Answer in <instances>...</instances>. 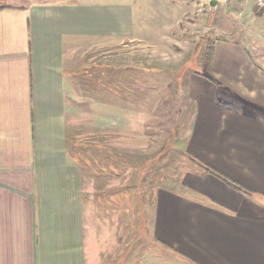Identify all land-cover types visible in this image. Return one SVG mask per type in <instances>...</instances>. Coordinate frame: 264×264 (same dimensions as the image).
I'll use <instances>...</instances> for the list:
<instances>
[{
    "label": "crops",
    "instance_id": "crops-1",
    "mask_svg": "<svg viewBox=\"0 0 264 264\" xmlns=\"http://www.w3.org/2000/svg\"><path fill=\"white\" fill-rule=\"evenodd\" d=\"M212 1V61L181 69L191 167L157 187L134 241L109 211L124 190L103 176L126 148L128 43L146 46L135 90L155 83L146 1L0 5V264H264V14L256 0Z\"/></svg>",
    "mask_w": 264,
    "mask_h": 264
},
{
    "label": "rangeland",
    "instance_id": "rangeland-1",
    "mask_svg": "<svg viewBox=\"0 0 264 264\" xmlns=\"http://www.w3.org/2000/svg\"><path fill=\"white\" fill-rule=\"evenodd\" d=\"M31 1L36 0H0V5L28 4ZM106 1H119L122 4L126 0ZM129 1L134 2V0ZM141 1H146L140 4L142 10L139 12V17L143 24L141 36L152 43L153 55L146 56V65L147 68L152 69L150 80L155 83H152L153 90H150L149 85L146 86L147 90L142 88L135 90V79H139V73L133 66H138L137 62L140 59L144 60V58H139L142 57L139 51H145L146 46L138 44L139 42L128 43L126 62L129 68L125 73L127 90L124 93L127 104L125 108L129 119L125 121L126 138L123 140V146L126 148L124 153L120 151L121 149H112V153L115 154H110L109 158L111 166L115 169H107L103 176L104 179H113L110 180L113 185L120 184L118 187L124 190L125 199L120 203L122 205L115 206L109 211H116V213L119 210L120 213L123 211L127 241H134L137 238V232L133 229L136 230L140 225L142 236L147 235L148 229L145 231V228L148 223L144 216L145 212L151 208L157 187L170 185L172 181L175 183L183 171L191 167V162L184 153L181 142H183L182 138L186 134L193 114V103L185 97L183 92L181 84L185 81H182L181 69L183 70L182 67L192 69L207 65V62L202 60V55L212 34L208 30L211 25L208 0ZM256 9L259 14H264V10H259L257 6ZM114 53L112 52L111 55ZM116 61L117 58L111 59L112 63ZM155 69L156 71L153 72ZM142 70L143 68L140 71ZM116 73L117 71L111 72L110 84L113 86L115 85L112 84L113 78L117 79ZM144 79L146 77L142 75L141 80ZM114 93L111 91V94L114 95ZM112 97L111 95V101L117 98ZM135 114L138 116L134 117ZM140 117L146 118L145 127L144 125L140 127L143 121L140 124L139 121L137 122V118ZM79 127L84 126L79 125ZM110 131L108 140L116 144L114 131H118V128L111 124ZM118 151H120L119 154ZM83 167L85 168V165ZM123 182L124 186H122ZM116 188L117 186L105 189L113 191ZM139 210L142 211L141 219L138 217L140 216ZM141 242L147 241L142 237Z\"/></svg>",
    "mask_w": 264,
    "mask_h": 264
},
{
    "label": "trees",
    "instance_id": "trees-1",
    "mask_svg": "<svg viewBox=\"0 0 264 264\" xmlns=\"http://www.w3.org/2000/svg\"><path fill=\"white\" fill-rule=\"evenodd\" d=\"M0 8H2L0 6ZM4 8V7H3ZM226 40L225 38H217V40ZM214 49V43L213 41H208V46L204 52L203 59L207 62V65H210L213 57V50ZM190 160L194 163V166L201 171L208 172V173H213L215 174L216 171H214L211 167H209L207 164L201 162L200 160L196 158L190 157Z\"/></svg>",
    "mask_w": 264,
    "mask_h": 264
},
{
    "label": "built area",
    "instance_id": "built-area-1",
    "mask_svg": "<svg viewBox=\"0 0 264 264\" xmlns=\"http://www.w3.org/2000/svg\"><path fill=\"white\" fill-rule=\"evenodd\" d=\"M224 3H229L232 0H222ZM256 6L259 10H264V0H256Z\"/></svg>",
    "mask_w": 264,
    "mask_h": 264
},
{
    "label": "water",
    "instance_id": "water-1",
    "mask_svg": "<svg viewBox=\"0 0 264 264\" xmlns=\"http://www.w3.org/2000/svg\"><path fill=\"white\" fill-rule=\"evenodd\" d=\"M215 4H217V0L212 1V5H215Z\"/></svg>",
    "mask_w": 264,
    "mask_h": 264
}]
</instances>
